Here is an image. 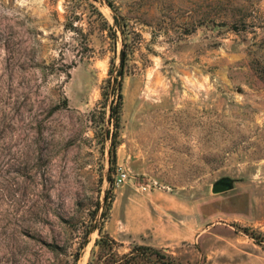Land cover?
I'll list each match as a JSON object with an SVG mask.
<instances>
[{
	"label": "rangeland",
	"instance_id": "1",
	"mask_svg": "<svg viewBox=\"0 0 264 264\" xmlns=\"http://www.w3.org/2000/svg\"><path fill=\"white\" fill-rule=\"evenodd\" d=\"M111 2L0 0V264H264V0Z\"/></svg>",
	"mask_w": 264,
	"mask_h": 264
},
{
	"label": "trees",
	"instance_id": "2",
	"mask_svg": "<svg viewBox=\"0 0 264 264\" xmlns=\"http://www.w3.org/2000/svg\"><path fill=\"white\" fill-rule=\"evenodd\" d=\"M109 7L115 11V6L111 0H107ZM121 16L115 15V23L118 29L122 30V26L120 23ZM122 33L123 30H122ZM127 60V53L125 50L122 51L121 54V68L118 71V74L108 80V92L105 91L103 94L105 98L112 97V105L110 108V117L111 119H115L116 121V130L119 127V119H120V109L123 103V95H122V79L124 77V68H125V63ZM261 76L264 79V67L261 70ZM117 143L115 142V139H112V148L110 150V156L112 158L111 160V169L112 166L115 162V151H116ZM111 201H112V196L111 192L109 191L106 199H105V212L102 214L103 219L106 216V212L110 209L111 207ZM99 230L100 234L102 233V229L99 227L93 226L89 230H87L85 234V241L84 245L88 244V237L91 233H93L95 230ZM246 233L249 231L247 229L244 230ZM253 238H255L253 236ZM257 239V238H255ZM258 243H261V240H258ZM115 244L116 242L111 239L109 236L102 235L98 240H96L95 246L100 249V256H101V264H139L140 261H143L146 264H177L175 259L166 253H164L162 250L152 248V247H147V246H137L135 247L131 253L119 256V254L116 252L115 249ZM79 260V255L75 257V262ZM91 264V263H90Z\"/></svg>",
	"mask_w": 264,
	"mask_h": 264
},
{
	"label": "water",
	"instance_id": "3",
	"mask_svg": "<svg viewBox=\"0 0 264 264\" xmlns=\"http://www.w3.org/2000/svg\"><path fill=\"white\" fill-rule=\"evenodd\" d=\"M235 181L232 178L225 177L217 181L212 188L214 194H223L234 189Z\"/></svg>",
	"mask_w": 264,
	"mask_h": 264
},
{
	"label": "built area",
	"instance_id": "4",
	"mask_svg": "<svg viewBox=\"0 0 264 264\" xmlns=\"http://www.w3.org/2000/svg\"><path fill=\"white\" fill-rule=\"evenodd\" d=\"M128 173L125 170H119L115 179V185L117 187L123 186L128 180ZM149 186H141L143 191H146Z\"/></svg>",
	"mask_w": 264,
	"mask_h": 264
}]
</instances>
